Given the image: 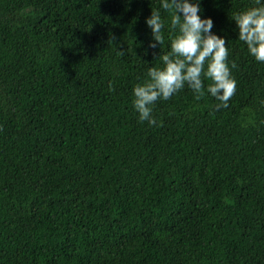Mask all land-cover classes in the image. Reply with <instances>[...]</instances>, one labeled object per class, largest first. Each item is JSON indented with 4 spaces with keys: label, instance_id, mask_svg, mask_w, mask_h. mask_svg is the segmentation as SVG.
<instances>
[{
    "label": "trees",
    "instance_id": "obj_1",
    "mask_svg": "<svg viewBox=\"0 0 264 264\" xmlns=\"http://www.w3.org/2000/svg\"><path fill=\"white\" fill-rule=\"evenodd\" d=\"M199 4L236 93L185 86L150 126L160 0H0V264H264V63L232 20L254 0Z\"/></svg>",
    "mask_w": 264,
    "mask_h": 264
},
{
    "label": "clouds",
    "instance_id": "obj_2",
    "mask_svg": "<svg viewBox=\"0 0 264 264\" xmlns=\"http://www.w3.org/2000/svg\"><path fill=\"white\" fill-rule=\"evenodd\" d=\"M160 8L170 17V51L158 56L160 67H148L147 78L133 86L132 105L140 122L159 126L152 115V106L157 101L169 100L185 86L197 100L201 99L205 95V79L211 81L207 93L218 101L215 109L227 108L236 93L237 82L231 73L235 64L229 67L227 43L212 33L213 21L201 18L199 0H160ZM232 20L239 41L257 62L264 63V0H254V6L233 13ZM146 25L152 34L150 47L158 44L161 48L165 43V21L159 10L151 11Z\"/></svg>",
    "mask_w": 264,
    "mask_h": 264
}]
</instances>
